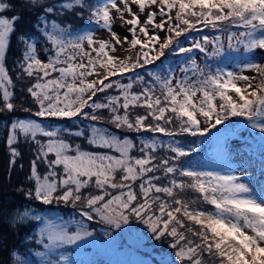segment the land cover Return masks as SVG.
<instances>
[{"label": "snow or ice", "instance_id": "snow-or-ice-1", "mask_svg": "<svg viewBox=\"0 0 264 264\" xmlns=\"http://www.w3.org/2000/svg\"><path fill=\"white\" fill-rule=\"evenodd\" d=\"M120 2L123 8L117 0L95 5L85 0H61L44 6L38 0H26L32 7H41L43 13L37 15L35 31L30 34L18 32L22 13L3 15L12 6L0 0V113L16 111L12 102L15 84L6 67L15 34L21 46L20 71L34 78L26 90L36 108L23 111L73 125L50 126L36 119H12L6 125L10 164L15 165L21 156V138L32 145L34 154L27 176L31 186L17 191L33 204H63L80 217L64 219L37 212L32 205L23 210L14 206L7 219L0 220V228L6 224L18 231L39 222L38 238L26 239L34 240L42 250L21 264H152L150 259L137 257L141 251H148L152 240L167 241L173 250L175 261L162 257L160 264H264V64L247 60L240 72L219 67L213 71L207 60L224 55V38L190 36L202 25L225 32L229 52L241 47L246 53L264 50V0ZM132 5L137 6V12L132 11ZM153 7L157 10L152 11ZM146 9L141 24L140 15ZM58 10L74 11L81 18L86 10L87 19L107 30L111 38L96 39L91 30L74 32L71 25L61 26L51 16ZM112 10L130 25V41L128 35L121 39L112 31ZM125 12L132 18L125 20ZM232 27L243 30L234 32ZM161 32L165 33L163 40ZM35 34L51 45L54 54L46 60L37 52ZM182 37L192 40L190 47L183 45ZM124 44H128L127 51H135L134 58L110 54ZM166 50L180 54L199 50L205 54V63L200 65L189 58L180 69L182 79L164 76L163 62L156 67V61ZM147 65L155 69L148 71V79L137 72ZM244 69L256 75H244ZM168 71L174 70L169 67ZM128 73L132 75L126 83L112 79ZM257 78L259 82L253 84ZM241 81L244 87L238 86ZM134 85L139 86L138 91ZM100 93L104 94L103 101ZM102 110H107V123L118 132L98 126L106 119ZM232 117H243L247 124L232 125ZM218 125L224 128L217 129ZM211 129H217L213 139L229 159L230 137L242 129H258V137L249 131L251 146L242 150L249 156L242 159L258 169L259 176L251 175L244 182L231 172L196 170L201 162L189 159L196 152L195 142L185 145L176 137H203ZM143 133L153 135L145 138ZM155 134L169 139L160 140ZM76 138L89 147H82ZM134 151L138 154L133 155ZM160 152L163 154L158 155ZM165 179L167 182L161 183ZM186 189L198 193L199 198H179L176 190ZM201 202L212 206L211 210L193 207ZM88 222L105 227L98 233Z\"/></svg>", "mask_w": 264, "mask_h": 264}, {"label": "trees", "instance_id": "trees-1", "mask_svg": "<svg viewBox=\"0 0 264 264\" xmlns=\"http://www.w3.org/2000/svg\"><path fill=\"white\" fill-rule=\"evenodd\" d=\"M57 1V2H56ZM4 2L8 3L12 7L3 13V15L11 17L13 14H21L22 19L18 21V32H28L33 33L35 30L33 29L34 24L37 20L38 14H43L41 11V7H32L30 4L26 3V0H4ZM61 0H38V4L41 6L50 5L53 3H59ZM100 2V1H99ZM87 3V2H86ZM92 5L97 4L95 0H90ZM80 9H76L79 11ZM52 18L55 19L61 26L71 25L72 30L74 32H81L88 25L93 24L91 21L87 19V11L85 10V16L83 18L77 16L75 12H67L58 10L56 13L51 14ZM207 31L211 34L217 32L211 28H206ZM233 29H240L236 27H232ZM220 32V31H219ZM192 34V33H191ZM191 36V35H190ZM35 40L42 41L41 43L45 48L51 51V45L46 41V39L39 34L33 35ZM182 41L185 40L183 37L181 38ZM166 50L165 56L161 57L160 61H156V67H159L161 61L164 62L169 57H175L176 55L174 52H170ZM169 54V55H168ZM21 57V46L16 40V35L14 34L12 37L11 46L8 51V55L6 58V67L9 70V74L12 76L15 87L12 89L14 92V96L12 98V102L16 106L15 112H2L0 113V220L7 219L8 215L15 210L14 206H20V210H23V207L28 205H32V207L42 214H49L61 216L64 219L69 218H76L79 219V214L71 207L61 205H51V206H41L38 202L33 204L32 201L27 200L21 193L17 191L18 188L23 187L27 189L31 186V182L27 180V176L29 174L30 168V161L34 158V154L32 151V145L30 143H26L23 138H21L20 144L18 148L21 152V156L17 158L16 164H10V153L8 147L5 143L6 134H7V127L6 125L10 124L12 119H36L40 122H48L53 126H68L72 127L71 122L56 120V119H45V118H38L35 117L32 112H25L23 111L24 108H31L35 111L36 105L33 102L30 94L27 93V87L30 86L32 82H34V78H29L26 75H23L20 71L18 66L19 58ZM153 65H147L144 69H138L137 72L141 75H144L146 79L149 77L147 76L148 71H154ZM53 75H57L53 73ZM128 75H132L131 73L125 74L124 77H114L112 79H119L121 82L126 83ZM162 75L165 76L164 72ZM20 76L21 78H17ZM134 90L138 91L139 86L134 85ZM110 94H118L115 90H109ZM99 99L103 101L104 94H98ZM0 106H2V100H0ZM132 111L135 112H143V109H134ZM103 115L105 116V120L100 122L98 126L107 127L112 131L118 132L111 124L107 123V118L109 114L107 110H102ZM240 122H233L232 125H236ZM89 123L87 121L84 122ZM212 130V129H211ZM210 130L205 136L200 137H185L179 136L176 139L181 140V142L185 145L191 144L195 142L196 145V152L192 154L189 158L192 161L196 162L199 161L204 165L206 164H213L216 163V159L214 158V154L210 152V146H212L213 133ZM127 135L135 138L137 136L136 133H127ZM145 138H151L153 134L150 133H143L141 134ZM160 140L167 141L169 138L163 136L162 134H155ZM202 141H207L208 144H201ZM77 143H81L82 147L88 148L89 146L80 138H76ZM138 142V141H137ZM138 154L136 151L133 152V155ZM163 153L160 152L158 155H162ZM201 163H197L196 167H201ZM23 165V167H21ZM41 172L44 171L43 168L40 169ZM177 179L187 180L188 178L185 177H177ZM167 180L161 181V183H166ZM179 193V198L191 201L193 199H198L199 194L194 192L191 189H186L183 192L180 190H176ZM193 207H200L203 209L211 210L212 206L198 203ZM90 227H94L97 229L99 224L95 222H88ZM101 226V224H100ZM40 227L39 222H32L28 224L26 227L19 229L18 231L10 230L7 225L5 224L2 228H0V264H21V261L24 259H34L33 253L37 250H42L39 246L35 245L34 240L26 239V236L36 237V233L38 228ZM103 227V226H102ZM99 233V232H98ZM38 238V237H36ZM155 245V248H153ZM147 252L141 251L139 254L142 258L147 259V257H151L155 260L156 264H160L162 257H166L169 260L175 261L173 250L169 247L168 242H157L155 240L149 241L147 244ZM89 252L91 248H88ZM20 259H16V257ZM108 258V257H105ZM178 264V262H176Z\"/></svg>", "mask_w": 264, "mask_h": 264}, {"label": "rangeland", "instance_id": "rangeland-1", "mask_svg": "<svg viewBox=\"0 0 264 264\" xmlns=\"http://www.w3.org/2000/svg\"><path fill=\"white\" fill-rule=\"evenodd\" d=\"M100 1V2H99ZM57 2V1H56ZM85 2H87L88 4L90 3V0H85ZM96 3H103L104 0H95ZM119 6L121 8H123V4L120 2V0H117ZM129 3H131V0H129ZM152 11H156L157 9H155L154 7L151 9ZM132 11L133 12H137L138 8L136 5H132ZM148 9H146L144 14L140 15V23L143 24L144 20L146 18V14H147ZM173 15L175 14V12L173 11L172 13ZM112 17H113V28L112 31L116 32L121 39H123L124 35H128V39L129 41L131 40V34L128 33V28L130 27V25L126 24L123 20H121L119 18V14L115 11L112 10L111 13ZM132 17L125 12L124 13V19H131ZM156 22L159 23L160 22V17L157 16L156 17ZM95 24V23H93ZM198 27L201 29L199 32H193L191 35V37H196L199 38L200 36L203 35H207L209 37H213L216 35H220L224 38V42H225V53L224 56H219L216 57L214 59H210L207 60V63L210 64L212 66V70H215L217 67L219 68H223L225 71H233V72H240L242 66L244 63L247 62V60H252L253 62H257V63H261L264 64V50H254L251 53H246L243 48L241 47L239 51H235V50H231L229 52V50L227 49V39H226V33L225 32H215L217 34L212 35L211 33H209L207 31V29L205 27H203L202 25H198ZM210 28V27H209ZM91 31H93L94 33V38L96 39H110V33L105 30L102 29L100 27H91V29H89ZM243 29H235V30H231L234 32H239ZM151 28H150V34H151ZM82 32V31H81ZM137 32L139 33V28L137 27ZM161 40H163L165 33L161 32L159 33ZM182 40V39H181ZM38 42V46H37V52L39 53L40 57L42 60H46L48 58V56L53 55L54 53H50L48 52H44L42 51L43 48H45L43 46V44L41 43L42 41L37 40ZM183 45L185 47H190L192 40L191 39H187V40H183ZM85 48H87V44L85 43ZM211 48V46H209V49ZM48 49V48H47ZM128 49V44H124L123 46H117V49L114 53H110L111 55H114L115 57H118L120 59H124L125 57L131 55L133 56V58L135 57V51H127ZM170 53V52H168ZM176 55L175 57H169L168 59H166L163 62V65L165 66V70H164V74L165 76L171 74L173 75L175 78L177 79H182L184 73L180 71L181 67L184 66V64H186L189 60V58H195L197 63L200 65H203L205 63V54L199 52V50H193L191 53H186V54H180V53H175ZM93 55H95V53H93ZM169 55V54H168ZM160 66V65H159ZM169 67L171 69H173L174 71H172L171 73H169L168 69ZM98 71L101 72L102 74V70L101 69H97ZM244 75L247 76H255L256 73L248 70V69H244L243 71ZM121 77V76H118ZM124 77V76H123ZM95 77H89V79H93ZM114 78V77H112ZM259 82V78H257L256 81H253V84ZM238 86L240 87H244V82H238ZM230 95L233 96L234 99H237V97L235 96V93L230 92ZM199 98V95L198 97ZM217 103H219V101H217ZM202 119V118H201ZM242 119H244L243 117H232L231 118V123L233 122H240ZM46 121V120H45ZM43 122L46 125H51L48 122ZM228 123V122H225ZM238 124H247V122H241ZM60 126V125H59ZM101 127V126H100ZM224 125H218L217 129H223ZM217 129H212L211 131L213 132H217ZM249 131H252L253 134L255 136H260L261 133L259 132V130H250V129H242L240 130V132L237 135H233L232 137H230L229 139V143L231 145L232 148V155L231 158H225L223 153L219 150V147L215 141V146H210V152L212 154H214V158L216 159V163L213 164H206L204 166L201 167H196V170H200V171H218L221 172L222 174H228V173H234L236 175H239L243 178L244 182H248V177L251 175H256L259 176V171L256 168L253 167H249L245 164L244 159H242V157L247 158L249 156V153L247 151H242L243 149H246L248 147L251 146V138L249 137ZM201 144H208L207 141H202ZM253 159H255L253 157ZM228 165H231V167H228ZM243 169V171L241 170ZM49 215V214H46ZM103 226V227H102ZM105 226L100 224L97 226V232H100L101 229H103ZM70 247H74V246H70ZM87 251H89L87 249ZM92 251V249H91ZM90 251V252H91ZM137 257L140 259H144L141 257V255L138 253ZM151 260L152 264H156L155 260H153L151 257H147V259L144 260ZM161 259V258H159Z\"/></svg>", "mask_w": 264, "mask_h": 264}]
</instances>
